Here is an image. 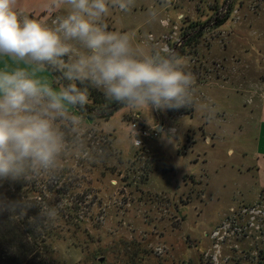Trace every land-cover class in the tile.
I'll use <instances>...</instances> for the list:
<instances>
[{"label":"rangeland","instance_id":"374dc122","mask_svg":"<svg viewBox=\"0 0 264 264\" xmlns=\"http://www.w3.org/2000/svg\"><path fill=\"white\" fill-rule=\"evenodd\" d=\"M29 1L18 8L41 18L45 0ZM102 23L126 34L138 56H181L193 74L189 103L122 107L106 120L103 103L92 102L106 98L89 87L86 110L58 122L65 141L58 166L22 180L50 192L46 202L26 201L25 214L35 211L49 226L46 213L59 210L51 218L57 236L36 264H264L260 151L254 128L247 132L264 100V0H131L127 11L110 4ZM53 69L56 77L40 75L53 87L70 83ZM135 115L147 127L175 129L173 143L159 133L136 146Z\"/></svg>","mask_w":264,"mask_h":264},{"label":"clouds","instance_id":"9594fccd","mask_svg":"<svg viewBox=\"0 0 264 264\" xmlns=\"http://www.w3.org/2000/svg\"><path fill=\"white\" fill-rule=\"evenodd\" d=\"M130 3L45 0L44 15L36 19L18 10V0H0V181L31 180L58 166L65 149L58 122L75 117L73 109L86 110L89 87L129 109L188 105L193 74L181 56L173 50L160 57L138 56L126 34L102 23L110 4L127 11ZM58 9L65 14L55 16L50 26L47 17ZM49 66L70 83L53 87L40 75ZM152 128L172 143L177 136L175 129ZM136 143L140 146L139 139ZM4 212L22 216L25 207L0 197ZM46 214L53 218L55 209Z\"/></svg>","mask_w":264,"mask_h":264},{"label":"trees","instance_id":"16d2710c","mask_svg":"<svg viewBox=\"0 0 264 264\" xmlns=\"http://www.w3.org/2000/svg\"><path fill=\"white\" fill-rule=\"evenodd\" d=\"M47 70L54 77L57 76L53 67L49 66ZM92 102L94 104L103 103L104 108L102 111L105 112L102 117H106V120L115 111L124 107L103 98L100 100L93 99ZM87 109L90 108L87 107ZM36 191L34 182L29 183L22 180L0 181V197L8 201H18L23 206H25L26 201L28 204H36L37 201L46 202L45 195H49V190L46 188L45 190ZM30 193H37L32 200H28ZM76 210L74 205L70 206L67 216L73 217ZM36 217L35 211H30L22 216L8 212L0 214V264H36L38 255L41 254L45 257L48 255V239L56 237L57 234L54 231L55 228L51 218L50 225L47 226L44 224L45 217L43 219ZM34 220L36 222H33Z\"/></svg>","mask_w":264,"mask_h":264},{"label":"crops","instance_id":"0c3cea01","mask_svg":"<svg viewBox=\"0 0 264 264\" xmlns=\"http://www.w3.org/2000/svg\"><path fill=\"white\" fill-rule=\"evenodd\" d=\"M34 1L36 2L38 0H30L28 2L29 5ZM35 4H39V2H36ZM24 8H26V5L24 6ZM18 10L29 14L32 18L39 16V12L32 11L33 9L31 7L29 10L19 9V8H18ZM61 10L62 9H58L54 14L60 15ZM40 13L41 14L44 13L43 8L41 9ZM261 102L262 103H261L259 110H258V116H257L258 119L256 120V124L258 123V127L254 123V125L250 126L249 129L247 128L248 129L247 132L250 134H253L252 128H254V131H255V142H254V144L257 147L256 150L260 151V152H257L255 154L256 155L255 168L257 169V176L259 177V183L261 184V187L264 188V100H262ZM155 122H156V120L154 121V123Z\"/></svg>","mask_w":264,"mask_h":264},{"label":"built area","instance_id":"2783aa9c","mask_svg":"<svg viewBox=\"0 0 264 264\" xmlns=\"http://www.w3.org/2000/svg\"><path fill=\"white\" fill-rule=\"evenodd\" d=\"M150 41H153L152 37H150ZM135 131L138 133V136L135 135ZM130 132L133 138V143L136 146H138L136 143L137 139L140 141V146H143V142L145 140L156 139L159 135V131H154L152 127L145 126L142 119L138 115H135L130 122Z\"/></svg>","mask_w":264,"mask_h":264},{"label":"water","instance_id":"95a60500","mask_svg":"<svg viewBox=\"0 0 264 264\" xmlns=\"http://www.w3.org/2000/svg\"><path fill=\"white\" fill-rule=\"evenodd\" d=\"M102 260V259H101Z\"/></svg>","mask_w":264,"mask_h":264}]
</instances>
